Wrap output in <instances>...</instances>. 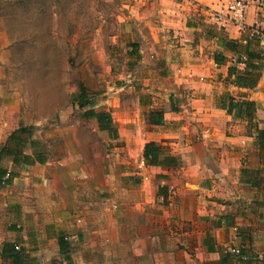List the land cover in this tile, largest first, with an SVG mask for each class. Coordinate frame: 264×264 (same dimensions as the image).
<instances>
[{
  "label": "rangeland",
  "instance_id": "1",
  "mask_svg": "<svg viewBox=\"0 0 264 264\" xmlns=\"http://www.w3.org/2000/svg\"><path fill=\"white\" fill-rule=\"evenodd\" d=\"M128 2L0 0V142L22 123L38 140L35 148L48 155L35 171L16 168L12 178L17 198L12 207L19 210V231L27 237L20 246L34 239L33 247H42L40 233L59 226L57 231L71 236V257L83 244L88 264H117L108 249L114 216L128 222L117 228L123 232L117 244L122 253L157 229L160 211L149 205L145 215L136 206L146 201L147 186L137 165L142 150L136 133L140 122L155 116L145 89L173 79L161 73L147 83L142 70L148 62L140 53L127 54L133 42L127 24L139 27L127 21ZM88 108L109 112L110 126L100 129L95 118L84 116ZM51 249L50 244L43 249L44 260L21 251L16 264H64L65 254L55 255L57 262L48 257ZM0 264L12 261L2 258Z\"/></svg>",
  "mask_w": 264,
  "mask_h": 264
},
{
  "label": "crops",
  "instance_id": "2",
  "mask_svg": "<svg viewBox=\"0 0 264 264\" xmlns=\"http://www.w3.org/2000/svg\"><path fill=\"white\" fill-rule=\"evenodd\" d=\"M228 1L130 0L125 4L127 21L139 25L127 24L133 41L127 45V54L140 53L148 62L142 70L147 83L161 73L173 82L158 86L151 82L145 89L150 93L147 106L161 114L156 117L160 121L154 123V116L142 121L136 133L142 150L137 165L147 183L145 199L149 201L136 206L145 215L149 205L160 211L155 222L159 230L142 234L138 245L126 247L122 253L117 244L123 232L117 228L128 222L114 216L108 249L117 264H133L134 260L138 264H219L231 248L243 252L237 264H264V158L248 120L228 113L226 102H221L224 93L235 100L254 101V121L264 127V62L254 85H238L235 74L246 71L245 47L239 53L221 44V37L243 44L249 40V50L264 52V0H246L240 24L211 17L213 8ZM256 72L252 70L251 75ZM130 133L134 134L133 127ZM149 141L160 143L172 158L146 164L142 152ZM37 166L9 168L32 172ZM11 182L0 186V260L5 242L19 245L27 238L19 231V210L12 207L17 198ZM59 229L56 226V232L40 233L42 247H33L34 239L26 240L23 244L28 247L19 245L22 252L44 260L43 249L50 244L52 249L46 254L56 262L55 255L65 254L68 264H88L89 250L83 244L72 257L70 245L66 253L60 252ZM70 237L65 235L69 244ZM124 238L127 240L126 235ZM149 242L155 246H146Z\"/></svg>",
  "mask_w": 264,
  "mask_h": 264
},
{
  "label": "trees",
  "instance_id": "3",
  "mask_svg": "<svg viewBox=\"0 0 264 264\" xmlns=\"http://www.w3.org/2000/svg\"><path fill=\"white\" fill-rule=\"evenodd\" d=\"M261 31H258V33ZM222 39V45L230 50H236L241 52L239 48H244V53L246 55L245 70L235 74L234 82L238 85L252 86L254 85L259 77L260 70L262 69L264 62V52H255L247 48L249 40L243 44L241 41L224 38ZM216 60L219 61L217 57ZM248 68H251L249 71ZM256 70L254 75H251V71ZM85 95V87L83 85L79 86L78 103L83 105L86 100H83ZM221 102L227 109V112L234 114L237 117H244L248 120L250 128H253L255 137L258 143L259 154L264 158V127H259L257 122L254 121V111L255 105L252 100H235L232 96H228L225 93L221 95ZM84 116L93 117L100 129L108 128L112 122V118L104 109L95 110L94 108H88L84 110ZM154 118L151 120L154 123H158L159 119L156 117L160 116L158 111H154ZM28 128L19 123L17 127L12 129L7 135L4 142H0V186L9 183L12 178L17 175V172L11 167H24L25 165H30L33 163H44L48 155L44 150L36 149L35 146L38 144V140L27 134ZM160 143L155 141L146 142L143 148V157L146 164H159L164 163L165 157L171 159L172 156L163 151ZM164 154V155H163ZM9 163V164H6ZM14 241L5 242L3 244L1 256L3 259H9L12 264H16L21 254V247H16ZM59 250L62 253H66L69 249V241L65 238V235L59 234L58 236ZM243 259V252L239 249L238 253H233L227 251L220 258L219 264H237L239 260Z\"/></svg>",
  "mask_w": 264,
  "mask_h": 264
},
{
  "label": "built area",
  "instance_id": "4",
  "mask_svg": "<svg viewBox=\"0 0 264 264\" xmlns=\"http://www.w3.org/2000/svg\"><path fill=\"white\" fill-rule=\"evenodd\" d=\"M247 3L244 0H231L226 5H221L219 7L213 8L211 10V16L216 21H230L239 23L243 19V13ZM227 11V12H226ZM19 248V245H16ZM231 252L238 253V248H231ZM264 259V252H263Z\"/></svg>",
  "mask_w": 264,
  "mask_h": 264
}]
</instances>
